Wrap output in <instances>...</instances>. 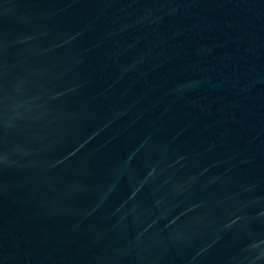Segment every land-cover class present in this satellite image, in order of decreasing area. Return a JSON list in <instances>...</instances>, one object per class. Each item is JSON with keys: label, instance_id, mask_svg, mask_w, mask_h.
<instances>
[{"label": "water", "instance_id": "water-1", "mask_svg": "<svg viewBox=\"0 0 264 264\" xmlns=\"http://www.w3.org/2000/svg\"><path fill=\"white\" fill-rule=\"evenodd\" d=\"M0 264H264V0H0Z\"/></svg>", "mask_w": 264, "mask_h": 264}]
</instances>
